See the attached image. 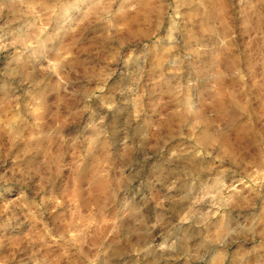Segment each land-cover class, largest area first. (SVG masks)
<instances>
[{
    "label": "rangeland",
    "instance_id": "374dc122",
    "mask_svg": "<svg viewBox=\"0 0 264 264\" xmlns=\"http://www.w3.org/2000/svg\"><path fill=\"white\" fill-rule=\"evenodd\" d=\"M0 264H264V2L0 0Z\"/></svg>",
    "mask_w": 264,
    "mask_h": 264
},
{
    "label": "clouds",
    "instance_id": "9594fccd",
    "mask_svg": "<svg viewBox=\"0 0 264 264\" xmlns=\"http://www.w3.org/2000/svg\"><path fill=\"white\" fill-rule=\"evenodd\" d=\"M262 2H264V0H262Z\"/></svg>",
    "mask_w": 264,
    "mask_h": 264
}]
</instances>
